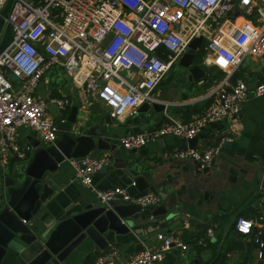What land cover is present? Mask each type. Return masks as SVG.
Masks as SVG:
<instances>
[{
  "label": "built area",
  "instance_id": "2783aa9c",
  "mask_svg": "<svg viewBox=\"0 0 264 264\" xmlns=\"http://www.w3.org/2000/svg\"><path fill=\"white\" fill-rule=\"evenodd\" d=\"M5 2L0 0V10ZM235 8L243 13L239 22L230 17ZM254 11L263 18L260 25L244 21ZM5 20L12 30L11 40L0 52L2 162L10 156L17 161L27 158L29 149L17 140L20 126H28L43 143L56 140L54 119L46 101L36 95L43 75L54 65L81 85L84 94L101 101L115 119H121L134 114L142 103L156 101L155 89L190 40L197 35L205 38L203 59L224 73L207 96H214L213 101L191 119L170 120L151 130L126 134L120 145L128 150L165 135L192 138L210 121L237 117L250 93L264 95V0H12ZM248 56L257 57L263 67V79L251 90L244 79L231 82ZM11 75L15 80L8 78ZM51 101L60 109L68 104L62 97ZM233 140V135L224 133L214 146L180 148L171 155L192 160L205 170L223 145ZM109 163L107 155L69 159L74 177L103 204L117 195L140 206L158 203L155 193L135 196L120 186L96 189L93 174ZM261 191L264 196V184ZM234 227L253 237L261 257L264 215L237 216ZM206 233L212 236L211 229ZM155 239L156 246H144L126 258L119 247L109 245L91 264H164L172 248L187 250L178 236L157 233ZM197 243L204 245L205 238Z\"/></svg>",
  "mask_w": 264,
  "mask_h": 264
},
{
  "label": "crops",
  "instance_id": "0c3cea01",
  "mask_svg": "<svg viewBox=\"0 0 264 264\" xmlns=\"http://www.w3.org/2000/svg\"><path fill=\"white\" fill-rule=\"evenodd\" d=\"M244 21L260 25L263 18L254 11ZM202 43L204 45L205 38ZM201 58H205L204 54ZM207 66L208 72L201 79L187 81V86L181 87L179 93L184 92V96H179L172 106L154 113L151 118L146 115L141 118L137 108L134 114L115 119L110 109L93 98V101L101 104L103 111H89L91 97L84 94L82 86L75 83L72 77L57 65L52 66L39 83L36 95L46 101L47 111L54 121H64L71 106L77 105V122L82 124L81 129L84 131L98 126L95 131L100 133L103 141L116 146L118 157L138 165V171L152 179L155 189L153 192L159 196L157 204H164L167 211L183 216L182 222L178 220L179 216H176L166 226L157 230L152 229L153 226L150 225L144 234H139V238L128 233L118 236L117 241L111 240L110 246L119 247L124 258L144 246H156L158 242L155 233L160 230L163 234L178 236L187 245V250L172 248L166 254L164 264L264 263V257L258 256V245L253 237L238 233L234 227L238 215L248 218L264 215V196L261 191L264 184V95L254 96L250 93L242 103L237 117L215 119L196 133L193 147L199 149L216 145L224 133L234 137L232 142L223 145L205 170H199L192 160L182 161L172 157L174 150L188 147V139L184 137L165 135L144 146L129 150L120 145V138L128 133L151 130L170 120L185 121L207 107L214 99V96L207 97L209 92L224 74L211 61ZM262 68L257 57L248 56L235 71L236 77L232 76L231 82L237 78L244 79L251 90L256 81L263 79ZM181 71L186 72V69L179 65L177 70L167 72L155 89V98L160 91L174 85L175 75ZM60 74L69 76L68 83L61 80ZM54 97L66 98L68 104L60 109L51 101ZM154 102H157V99ZM59 135L60 132L57 131V138ZM29 137L43 144L32 129L26 125L20 126L17 130V140L29 149L27 158L17 161L10 156L7 161H0V186L3 185L5 176H13L17 170L25 169L30 163L36 147L31 144ZM110 153V149L98 147L89 152L88 155L110 157V163L93 174V185L100 190L120 184L130 185L129 190L135 194L137 191L131 185L133 180L122 174V169L117 167L123 162H115ZM70 170L71 168L69 172H72ZM117 174H121L122 178L117 179ZM81 186L95 194L82 184ZM2 201L3 195L0 194V207ZM207 229H211L212 236L207 235ZM257 229L254 227V230ZM201 237L205 238L204 245L197 243V239ZM261 238L264 241V227L261 228ZM106 249L97 248L86 238L65 258L63 264H91L96 256Z\"/></svg>",
  "mask_w": 264,
  "mask_h": 264
},
{
  "label": "water",
  "instance_id": "95a60500",
  "mask_svg": "<svg viewBox=\"0 0 264 264\" xmlns=\"http://www.w3.org/2000/svg\"><path fill=\"white\" fill-rule=\"evenodd\" d=\"M11 3L12 0H6L0 10V52L11 40L12 26L5 20ZM242 15L241 10H233L232 17H237V22ZM202 41V35L190 40L176 62L186 72L175 75L174 85L160 91L156 96L157 102H144L138 107L141 118L144 115L151 118L154 113L172 106L176 98L184 96L185 93H179V90L187 86V81H197L207 74V63L198 54ZM89 102V111H103L98 101L91 98ZM77 118L78 106L72 105L64 121H54L60 132L54 142L40 144L39 140L33 141V137H29L36 147L30 163L13 176L4 177L0 186V194L3 195L0 207V264H63L65 258L86 238L97 248L105 249L111 240L117 241L122 234L131 233L139 238V234H144L150 225L157 230L176 216L182 222L183 216L167 211L164 204L140 206L124 203L120 195L103 204L95 194L84 189L80 180L74 177L69 159L88 155L98 147L110 149L114 161L123 162L117 167L133 180L137 192L133 194L128 188L130 185L120 184V187L135 196L155 193L152 179L139 172L138 165L118 157L116 146L103 141L100 133L95 131L98 126L83 131ZM195 139V136L188 139V147L194 146ZM69 167L72 172H69ZM116 178L121 179L122 175L117 174ZM157 233L161 231L158 230L155 235Z\"/></svg>",
  "mask_w": 264,
  "mask_h": 264
},
{
  "label": "rangeland",
  "instance_id": "374dc122",
  "mask_svg": "<svg viewBox=\"0 0 264 264\" xmlns=\"http://www.w3.org/2000/svg\"><path fill=\"white\" fill-rule=\"evenodd\" d=\"M178 67H179L178 63L177 64L175 63L174 66L171 68L170 72L177 70ZM8 78L11 79V80H15V78L12 75L8 76ZM60 78H61L62 81H65V83H68L69 76L60 74Z\"/></svg>",
  "mask_w": 264,
  "mask_h": 264
},
{
  "label": "trees",
  "instance_id": "16d2710c",
  "mask_svg": "<svg viewBox=\"0 0 264 264\" xmlns=\"http://www.w3.org/2000/svg\"><path fill=\"white\" fill-rule=\"evenodd\" d=\"M202 46H203V43L201 44V47H200V49H199V58H201V56H203V54H204V52H203V49H202ZM236 73V72H235ZM233 77L235 78L236 76H235V74L233 75ZM239 216V215H238ZM139 250V249H138ZM261 252H262V255H261V257L263 258L264 257V246L262 247V249H261ZM261 264H264V263H261Z\"/></svg>",
  "mask_w": 264,
  "mask_h": 264
}]
</instances>
